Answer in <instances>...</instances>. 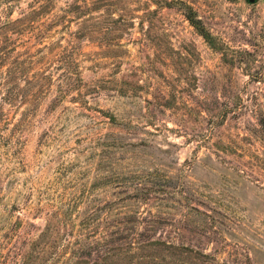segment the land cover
<instances>
[{"label":"rangeland","instance_id":"1","mask_svg":"<svg viewBox=\"0 0 264 264\" xmlns=\"http://www.w3.org/2000/svg\"><path fill=\"white\" fill-rule=\"evenodd\" d=\"M262 119L264 0L1 2L0 264L86 263L68 203L157 184L208 214L205 252L264 264Z\"/></svg>","mask_w":264,"mask_h":264},{"label":"trees","instance_id":"2","mask_svg":"<svg viewBox=\"0 0 264 264\" xmlns=\"http://www.w3.org/2000/svg\"><path fill=\"white\" fill-rule=\"evenodd\" d=\"M5 1L9 2L0 0V3ZM68 10L80 16L90 9L74 3L68 5ZM185 19L209 46L215 47L210 32L191 9ZM259 122L264 129V119ZM180 177L174 182H179ZM111 179L103 177L101 184L118 183ZM163 185L136 186L131 192L122 190L112 197L105 195L104 200L94 196L90 187L76 202L68 203L65 212L57 217H68V221L74 212L78 217V224H74L72 218L69 220L73 222L71 226L79 229L74 242V258L87 259L90 264H254L246 249L238 254L228 252V257L223 259L219 257L221 248L217 246L205 252L203 233H206V224L212 226L206 221L208 214L192 204L197 203L192 194L163 189ZM174 204L183 209L179 218L172 214ZM144 205L146 208L140 211ZM191 217L195 218L194 224H191ZM57 222L61 224L60 220ZM64 224L71 230L70 225ZM187 233L193 240L187 239ZM67 235H72V231ZM87 261L84 264H88Z\"/></svg>","mask_w":264,"mask_h":264},{"label":"water","instance_id":"3","mask_svg":"<svg viewBox=\"0 0 264 264\" xmlns=\"http://www.w3.org/2000/svg\"><path fill=\"white\" fill-rule=\"evenodd\" d=\"M250 2H254V0H250Z\"/></svg>","mask_w":264,"mask_h":264}]
</instances>
